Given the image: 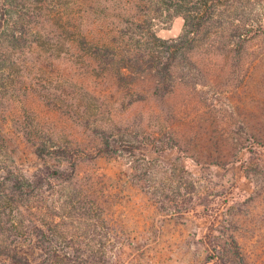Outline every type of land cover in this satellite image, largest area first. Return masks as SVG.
Listing matches in <instances>:
<instances>
[{
  "label": "rangeland",
  "instance_id": "374dc122",
  "mask_svg": "<svg viewBox=\"0 0 264 264\" xmlns=\"http://www.w3.org/2000/svg\"><path fill=\"white\" fill-rule=\"evenodd\" d=\"M59 5L63 21L84 11ZM217 8L209 34L175 64L169 94L125 112L92 54L105 33L100 16L75 21L91 31L83 43H46L0 70V264L83 248L90 264H264V0ZM183 26L177 15L154 30L173 41ZM237 26L250 38L243 52ZM49 51L54 59L40 63ZM123 123L119 140L132 148L94 155L112 140L94 130ZM56 170L65 178H45ZM19 176L36 185L32 194H13Z\"/></svg>",
  "mask_w": 264,
  "mask_h": 264
},
{
  "label": "trees",
  "instance_id": "16d2710c",
  "mask_svg": "<svg viewBox=\"0 0 264 264\" xmlns=\"http://www.w3.org/2000/svg\"><path fill=\"white\" fill-rule=\"evenodd\" d=\"M60 1L0 0V22H3V25H0V70L5 71L8 67L17 66L24 59V55L41 50L42 45L46 43H51L54 48L55 44L60 43L58 41L71 42L74 38H78L77 40L83 43L88 36L91 37V31L79 30L75 21H84L92 15L100 16L102 30L105 33L102 35V46L92 44L95 48L92 54L97 52L102 56V65H98L102 66L103 81H110L113 85L112 91L115 94H122L125 98L120 101L122 107L120 112H125L126 108L130 109L134 104L153 98L162 99L169 94L172 87L171 74L175 64L186 59L190 52L197 49L199 41L209 34L220 2V0H67V6L71 2L81 6L84 11L76 17L63 21L57 13ZM177 15L184 19L181 35L173 41L160 39L154 30L156 21ZM238 29L237 26L233 32V37L236 39L235 49L243 52L250 38L247 39L245 35L238 33ZM44 55L42 60L40 56L38 57L40 63L52 61L55 53L49 51ZM92 61L95 62V59ZM145 82L149 85L140 88V84ZM36 94L41 95L38 92ZM48 98L50 101H47V105L53 109L57 108L54 104V95L51 94ZM68 98L72 105L74 97ZM116 127L109 125L94 130L101 138L104 135L112 139L102 141L99 146L96 145L94 155L104 154L110 157L121 149L132 148L131 139L119 140L123 135L121 129L127 130L128 123H123V126L120 125L117 129ZM117 134L119 135L115 138L114 135ZM45 143L41 141V146L36 148V153L40 157H43L41 153L46 151ZM54 152L64 156L59 149ZM75 168V165H71V169L75 170ZM45 178L58 181L65 177L56 170L47 173ZM10 182L13 194L18 193L21 196L25 191L32 194L36 186L31 184V180L22 176L14 177ZM39 209V207L35 208V210ZM15 216L21 217L19 211ZM49 252L56 253L54 247L49 248ZM86 253L87 250L83 248L82 253H76L70 258L66 252L62 258L56 256V260L54 255L47 256L48 258L40 264L97 262L95 259L92 260L93 255ZM5 257L10 264L33 262L29 259H24V262L19 261L10 254Z\"/></svg>",
  "mask_w": 264,
  "mask_h": 264
}]
</instances>
